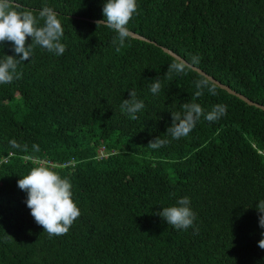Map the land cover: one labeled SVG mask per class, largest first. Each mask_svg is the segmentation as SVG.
I'll return each instance as SVG.
<instances>
[{
	"label": "trees",
	"instance_id": "1",
	"mask_svg": "<svg viewBox=\"0 0 264 264\" xmlns=\"http://www.w3.org/2000/svg\"><path fill=\"white\" fill-rule=\"evenodd\" d=\"M105 2L16 0L37 18L45 5L58 13L66 50L35 46L21 78L0 84V264H264V111L216 85L196 97L202 76L169 74L175 59L161 49L264 106V0H137L126 27L158 46L130 36L120 46L97 28ZM6 55L19 58L12 42L0 43ZM133 89L136 118L121 110ZM185 103L227 111L174 139ZM158 136L167 142L149 147ZM40 164L69 181L80 210L64 235L44 232L18 187ZM183 197L195 219L178 230L157 213Z\"/></svg>",
	"mask_w": 264,
	"mask_h": 264
},
{
	"label": "clouds",
	"instance_id": "2",
	"mask_svg": "<svg viewBox=\"0 0 264 264\" xmlns=\"http://www.w3.org/2000/svg\"><path fill=\"white\" fill-rule=\"evenodd\" d=\"M20 5L16 0H0V43L12 42L16 56L6 55L0 59V84L11 83L14 79H19L22 72H17L20 62L29 61L35 46H39L56 55H62L66 50V45L61 43L64 36V29L61 21L51 7L43 6L39 11V18L34 16L30 9L19 11ZM137 11V0H106L103 6L104 20H97V28L104 26L117 33V40L123 46L125 40L129 38L130 32L126 25ZM39 20L43 21L39 25ZM31 37L32 43L26 45L27 39ZM115 42V41H114ZM119 51V48H117ZM22 54V55H21ZM199 62L198 56L192 57V63ZM188 67V62L183 58L175 60L169 65L168 73H184ZM151 84V92L156 94L161 89V83L154 79ZM196 97L202 95V90L215 95V84L207 76H202L196 81ZM130 99H124L121 103V110L126 111L132 118L144 108L142 100H138L136 91L130 90ZM184 113H172V124L167 129V133L174 139L187 136L194 128L196 121L204 116L209 122L218 120L226 114V106L217 104L210 112L205 113L198 103H185ZM167 141L156 137L149 141V147L158 148ZM14 147H19L15 140L10 142ZM33 148L39 151L38 146ZM18 187L26 191L27 207L31 210V215L44 232L50 236L64 235L69 231L73 222L80 215V210L72 200L71 185L67 179L48 166L43 164L34 166L30 172L18 181ZM190 200L183 197L178 200L177 205L164 207L157 215L162 217L168 225L176 229H187L193 225L195 213L190 208ZM259 215V226L264 228V200L259 201L256 206ZM264 236V232L261 233ZM258 246L264 249V239L258 242Z\"/></svg>",
	"mask_w": 264,
	"mask_h": 264
},
{
	"label": "water",
	"instance_id": "3",
	"mask_svg": "<svg viewBox=\"0 0 264 264\" xmlns=\"http://www.w3.org/2000/svg\"><path fill=\"white\" fill-rule=\"evenodd\" d=\"M91 22L96 23V21H91ZM129 32H130V31H129ZM130 37L133 38V39H136V40H140V41L147 42V43H149V44H153V45H155V46H158L156 43H154V42H152V41H150V40H148V39H146V38H144V37H142V36H140V35H138V34H135V33H133V32H130ZM161 49H162V51H163L165 54L169 55L170 57H172V58L175 59V60H177V59H179V58H182V57H180L178 54L174 53L173 51H171V50H169V49H167V48H163V47H161ZM184 60H185V59H184ZM185 61H186V60H185ZM188 68L191 69V70H193L194 72L198 73V74L201 75V76H207V77H209V78L211 79V81H212L217 87H219L220 89L226 91V92L229 93L230 95L239 98L240 100H242L243 102H245V103L248 104L249 106H251V107H255V108H257V109H260V110L264 111V106L259 105V104H256V103L252 102L251 100H249L248 98H246L245 96H243V95H241V94H238L237 92H235L234 90H232L230 87H228V86L222 84L221 82L217 81L215 78H213V77L209 76L208 74H206V73H205L204 71H202L201 69L196 68V67L190 65L189 63H188Z\"/></svg>",
	"mask_w": 264,
	"mask_h": 264
}]
</instances>
